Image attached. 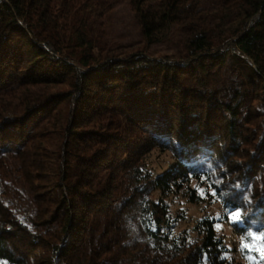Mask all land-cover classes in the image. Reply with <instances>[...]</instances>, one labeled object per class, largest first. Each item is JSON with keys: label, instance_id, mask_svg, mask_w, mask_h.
Masks as SVG:
<instances>
[{"label": "trees", "instance_id": "16d2710c", "mask_svg": "<svg viewBox=\"0 0 264 264\" xmlns=\"http://www.w3.org/2000/svg\"><path fill=\"white\" fill-rule=\"evenodd\" d=\"M119 1L0 0L5 264H232L216 219L174 235L154 196L175 183L264 232V0H125L143 35L127 48L101 36ZM173 35L176 56L151 54ZM154 149L175 159L156 175Z\"/></svg>", "mask_w": 264, "mask_h": 264}, {"label": "rangeland", "instance_id": "374dc122", "mask_svg": "<svg viewBox=\"0 0 264 264\" xmlns=\"http://www.w3.org/2000/svg\"><path fill=\"white\" fill-rule=\"evenodd\" d=\"M102 28V41L110 46L111 44L123 47H132L143 42L142 31L138 21L130 10L125 0H120L115 11L104 19ZM151 54L159 56H176L182 43L178 35L172 38H161L151 43ZM175 159L169 151L154 149L144 159V167L146 170L156 175L162 173L174 165ZM203 190V195L200 190ZM193 191V199L187 192ZM212 192L201 185L192 181L187 184L175 183L173 190L168 196L156 193L154 198L162 197V203L165 205V218L171 219L174 225V235L194 237L196 235V223L203 217L216 219V223L221 225L216 232L222 237L226 252L224 257L233 264V262H241L242 264H264V240H256L252 238L246 239L236 233L229 220L226 219V211L221 203L216 200ZM229 216V213L228 215ZM256 236L261 234L255 233ZM248 243L252 246V251L241 249V243ZM259 249V250H258ZM0 264H5L0 261Z\"/></svg>", "mask_w": 264, "mask_h": 264}, {"label": "snow or ice", "instance_id": "6c2138e0", "mask_svg": "<svg viewBox=\"0 0 264 264\" xmlns=\"http://www.w3.org/2000/svg\"><path fill=\"white\" fill-rule=\"evenodd\" d=\"M200 194L203 195V190L202 189L200 190ZM211 195L212 196H216L217 192L214 191V192L211 193ZM233 199L235 200V197H233ZM226 207L229 208V209H232L233 208V204L226 203ZM243 220H244L243 209L240 206L239 202L237 201L235 203V209L230 211V213H229V222L233 223V224H236L237 226H239L241 228H244L245 230H247V228L250 227L251 224L255 223V221L252 220L249 223L245 224V223H243ZM220 227H221V225L219 223H217L215 225V229L217 231L220 229ZM247 236L251 237L253 242H255L256 240H264V232H262L261 235L258 237V236H256V234L254 232L248 231L247 232ZM241 249H248L249 251H252V246L250 244H248V243H243L242 242L241 243ZM261 255L264 256V251H261ZM219 259L223 260L224 256L221 255V257H219ZM201 264H205V261L203 259L201 260Z\"/></svg>", "mask_w": 264, "mask_h": 264}]
</instances>
